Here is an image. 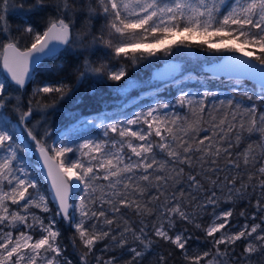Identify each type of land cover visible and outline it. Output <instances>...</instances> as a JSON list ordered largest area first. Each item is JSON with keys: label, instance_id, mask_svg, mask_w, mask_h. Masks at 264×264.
Instances as JSON below:
<instances>
[{"label": "snow or ice", "instance_id": "obj_1", "mask_svg": "<svg viewBox=\"0 0 264 264\" xmlns=\"http://www.w3.org/2000/svg\"><path fill=\"white\" fill-rule=\"evenodd\" d=\"M9 7L10 0H0V264H169L172 252L149 259L161 243L179 251L184 264H261L264 110L255 101L264 104V0H34L28 11L44 13L42 30L31 22L14 30ZM12 7L25 5L21 0ZM25 36L30 39L21 47ZM74 45L83 51L102 45L117 63L133 65L174 48L240 53L246 59L234 58L227 70L238 79H258L260 92L244 91L240 100L211 107L214 92L199 99L182 92L176 103L187 109L184 115L157 102L131 118L101 120L96 126L103 138L76 147L63 138L48 146L29 128L50 200L20 155L30 148L14 138L2 110L11 106L25 123L33 103L40 105L35 97L62 99L63 83L37 87L27 104L10 90L26 88L32 64ZM83 66L80 78L119 82L127 75L125 64L86 57ZM57 217L72 229L67 245ZM185 225L202 234L199 248L192 245L200 236Z\"/></svg>", "mask_w": 264, "mask_h": 264}, {"label": "trees", "instance_id": "obj_2", "mask_svg": "<svg viewBox=\"0 0 264 264\" xmlns=\"http://www.w3.org/2000/svg\"><path fill=\"white\" fill-rule=\"evenodd\" d=\"M21 0H10L8 19L12 28H20L21 30L29 22L39 26V30H42L41 20L44 16L42 12H29L28 6L34 2V0H23L25 5L23 10L19 8H13V4H19ZM104 21H94V30H98ZM15 35H19L18 32H14ZM29 37L25 36L21 41V47L29 41ZM179 39V38H178ZM228 52H209L204 47L192 48H174L171 55L165 56L162 52H159L155 57H148L141 59L133 65L128 60L121 59L119 63L113 59L108 49H105L102 45H93L88 51H83L79 45H74L73 49L63 50L57 55L44 59L35 69L32 80L29 85L26 86L21 92L10 90V95H22L25 104L30 98H33L32 94L37 87L44 84H66L68 86L67 94L61 99L56 94H41L35 97V100L40 101L38 106L35 102L32 107L34 109V115L28 119L25 123H20L19 115L14 112L9 106L6 110H2L5 113V118L9 121L8 127L14 129L15 136H18V132L22 138L28 140L27 131L30 128L38 139H41L48 146H52V140L55 136L69 124L76 121L78 118L85 114L93 113L95 115H102L111 117L113 115L119 116L125 112L120 109V105L127 98L139 94L141 91L155 87L158 83L164 81L171 74L165 75L163 78H157L153 75L152 70L157 66H161L166 62L178 61V70L176 74L181 76L187 73L193 74L195 83L189 84V88L197 91H218L228 90L235 82L230 80H223L222 78H211L202 70V66L206 63H210L218 60L222 55ZM87 57L88 60L93 63L106 62L110 65L119 67L120 64L127 66V75L121 81H109L106 76H96L88 74L83 78H80V72L84 71L83 62ZM0 70V77H2ZM238 84H243L245 87L255 90V85L251 82L241 81ZM11 89H16L12 84ZM159 97L171 98L175 95V90L170 86V81L161 86ZM235 97H241L234 94ZM248 104L251 102L247 101ZM255 103L261 110H264V104H261L259 100ZM48 105V107H43ZM212 105H209L211 107ZM19 137V136H18ZM28 142V141H27ZM30 148L33 145L29 143ZM28 169H30L38 182L45 188L46 184L41 178L38 169L36 168L34 158L32 154L24 155ZM226 207V205H224ZM50 207L53 209V213L56 208L53 203H50ZM239 211V207L237 208ZM207 218L205 217V220ZM60 221V218L57 217ZM191 229L193 236H200L199 240L194 241L193 248L197 249L200 245L204 244V238L199 230H195L191 225H185ZM59 227L64 237V243L67 245L68 239L71 236L72 229L69 225L60 221ZM184 227V226H182ZM69 252H73V249L69 248ZM242 251V245L236 246V252ZM172 252L169 258V264H184L183 257L179 251L174 250L169 245L161 243L156 253L153 254V259L156 254H165ZM75 256V254H74ZM74 264L76 260L74 259ZM264 264V261L261 262Z\"/></svg>", "mask_w": 264, "mask_h": 264}, {"label": "rangeland", "instance_id": "obj_3", "mask_svg": "<svg viewBox=\"0 0 264 264\" xmlns=\"http://www.w3.org/2000/svg\"><path fill=\"white\" fill-rule=\"evenodd\" d=\"M178 38H179L178 36L175 37V39H178ZM167 63H169V62H166L164 64H167ZM178 66L179 65H178V61H177V65L175 68L176 70H178L177 69ZM170 74L171 75L168 78H166L164 81L158 83L155 87L147 89V91L151 90L150 92L143 94L142 96H139L137 99L131 101L132 98L137 97L140 93H142L144 91L146 92V90H144V91H141L139 94L134 95V96L124 100L123 104L120 105V107H119L120 109H122L123 112H125L124 114H121L119 116L113 115L111 117L102 116L101 114L100 115L93 114L89 118L81 121L80 124H78L76 127L72 128V129H70L66 134H64L62 137H60L58 139L57 136L60 134V132H59L55 136V138H53L51 145H54V144L58 145L62 138L65 139L66 141H68L69 146H71V147H76V145L82 143L85 139L103 138V129L96 126L100 123L101 120H104L106 123H111V122H114L116 120H124L126 118H131L135 113L146 110L148 107L155 105L157 102L169 104L170 107L165 110L169 113L176 112V113H179L181 115H184L187 112V109L181 108V106L176 103V97H178L182 92H186V93H189L193 98L199 99L200 96L202 95V93L206 90L197 91L195 89L188 87L189 84L196 82L195 78H193V74H191V73H189V74H191L190 75L191 77L183 79L179 82H175V80L178 77H180L179 75L176 74V71H171ZM181 76H183V75H181ZM169 81H170V86L175 90V95L172 96L171 98L159 97L158 94H160L159 90H161V86H163V84H165L166 82H169ZM255 88H256L255 92L258 94L260 92V88H258L256 86H255ZM244 91H248L249 94H251L253 92L252 89H249V88L245 87L243 84H238V83H235L228 90H223L221 92L212 91L216 95L214 97L209 98L208 104L213 105V104L218 103L221 100L226 101L228 99L240 100L241 97H235L234 94L241 96V94ZM243 103H245L246 105H249L246 99L243 101ZM89 121L94 122V123H88ZM18 136L24 142L22 146L26 145L30 148L29 143L24 138H22L20 136L19 132H18ZM31 150L32 149L30 148V150L27 152L28 155L31 154ZM68 155L73 156L72 153H69ZM24 162H25V160H24ZM27 171L30 173V175L34 179H36L38 181V179L36 178L34 173L30 169H28V167H27ZM40 176H41V174H40ZM41 178H42V176H41ZM43 181H44V179H43ZM40 185H41V191L44 192L49 197V199L51 200L52 199L51 193L48 190L47 185L45 188L42 186V184H40ZM74 195H76V194L74 193ZM78 198H79L78 195H76V199H78Z\"/></svg>", "mask_w": 264, "mask_h": 264}, {"label": "water", "instance_id": "obj_4", "mask_svg": "<svg viewBox=\"0 0 264 264\" xmlns=\"http://www.w3.org/2000/svg\"><path fill=\"white\" fill-rule=\"evenodd\" d=\"M63 50H64V48H61L60 51L56 52L55 54L44 56L38 62L32 64V66L30 68V79L27 81L26 86L30 84V82L32 80V77H33V73H34L36 67L44 59L53 57V56L57 55L58 53H60ZM234 58L246 59V57H243L242 54H240V53H226V54L222 55L218 60L204 64L202 66V70H203V72H205L211 78H222L223 80H230V81H233L235 83H239L241 81L251 82L256 87L260 88L259 87V83H258V79H255V78L238 79L237 76L234 73H231V72H229L227 70V66L232 63ZM176 65H177V62L176 61H172V62H169L167 64H163L161 66H157V67L153 68L152 73H153V75H155L158 78H163L165 75H168L171 71H176V69H175ZM0 70L2 72V75L4 76L5 73H4L2 65H0ZM190 75L191 74H189V73L184 74L183 76L178 77L175 80V82H179V81H181L183 79L191 77ZM8 83L14 85L15 87H17L13 82H11L10 78H8ZM150 91L151 90H148V91L146 90V92L144 91V92L140 93L137 97L132 98L131 101L137 99L139 96H142L143 94H146V93H148ZM91 115H93V113L85 114V115L81 116L80 118H78L73 123L69 124L66 128H64L63 130L60 131V134L57 136V138L59 139L60 137H62L70 129L76 127L78 124H80L81 121H83L84 119L89 118ZM27 141H28V143H31L33 145V148L31 150V154H32V156L34 158L36 168L38 169L39 173L41 174L42 178L44 179V181H45V183H46V185L48 187V190L51 193L50 181H49V179L47 177V172H46V169L43 166V161L40 158L39 152L36 150L35 142L32 141L30 137H28ZM54 206L57 207V205L55 203H54Z\"/></svg>", "mask_w": 264, "mask_h": 264}]
</instances>
